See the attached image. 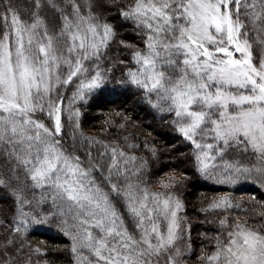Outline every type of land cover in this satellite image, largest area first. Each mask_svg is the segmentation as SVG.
<instances>
[{"label": "snow or ice", "instance_id": "1", "mask_svg": "<svg viewBox=\"0 0 264 264\" xmlns=\"http://www.w3.org/2000/svg\"><path fill=\"white\" fill-rule=\"evenodd\" d=\"M129 95L185 149L166 171L122 110L83 130ZM201 183L231 192L196 264H264V0H0V264H53L40 228L73 264H191Z\"/></svg>", "mask_w": 264, "mask_h": 264}, {"label": "trees", "instance_id": "2", "mask_svg": "<svg viewBox=\"0 0 264 264\" xmlns=\"http://www.w3.org/2000/svg\"><path fill=\"white\" fill-rule=\"evenodd\" d=\"M132 118V123L126 125L127 133L123 134H135L137 137L136 143L142 144L147 140L150 145H154L161 153L159 161L154 164V171L159 168L160 171H166L167 168L163 165L168 161V153L170 149H175L173 155L183 152L179 141L172 138L171 135L166 133L170 132V129H164L157 116L155 119L146 109H142L137 102L135 96L129 95L127 98H117L116 96L101 97L95 102L93 107L88 110V115L83 121V130L86 135L99 136L100 129L103 122L106 119L112 118L113 111H120ZM103 113V114H101ZM118 119V118H117ZM113 134L112 138L118 133L116 128L110 130ZM139 155H145L141 150ZM179 163V161L177 162ZM169 167L173 166L171 164ZM153 187H159V185H153ZM252 186L248 185L242 191L247 192ZM225 192H231L228 188H223L218 185H205L203 183L195 186L189 185L185 200L187 203V216L192 221H199V226L195 227L192 235L195 240L193 244L194 255L191 257V264H196V259L199 256L201 247L210 248L211 244L209 240L204 239L203 235L214 236L217 231V226L213 221L216 217L215 214L204 215L201 214L200 209L205 207L206 202L210 201L212 197L223 195ZM237 199L241 196V192L237 191L233 193ZM30 240L35 241L37 244H42L50 250L49 255L46 257L52 261L53 264H73L72 259L67 252H53V249H61L68 242L64 240L54 229L40 228L35 231L30 237Z\"/></svg>", "mask_w": 264, "mask_h": 264}]
</instances>
